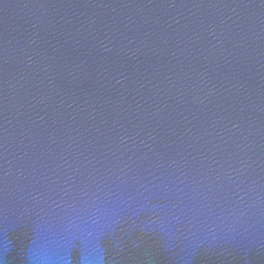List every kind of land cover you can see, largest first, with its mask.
<instances>
[{
  "label": "water",
  "instance_id": "95a60500",
  "mask_svg": "<svg viewBox=\"0 0 264 264\" xmlns=\"http://www.w3.org/2000/svg\"><path fill=\"white\" fill-rule=\"evenodd\" d=\"M0 264H264V0H0Z\"/></svg>",
  "mask_w": 264,
  "mask_h": 264
}]
</instances>
